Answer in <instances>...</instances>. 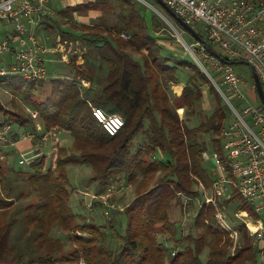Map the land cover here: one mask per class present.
I'll return each mask as SVG.
<instances>
[{"label":"trees","instance_id":"obj_1","mask_svg":"<svg viewBox=\"0 0 264 264\" xmlns=\"http://www.w3.org/2000/svg\"><path fill=\"white\" fill-rule=\"evenodd\" d=\"M101 5L116 12L113 24L75 22L69 29L58 21L51 25L52 32L58 31L63 39L79 40L92 48L95 54H85L88 61L91 59L101 68L106 66L105 74L94 77L74 64L77 76L87 80L89 87L83 88L78 78L29 80L13 73L0 77V85L10 88L14 95L11 108L0 101V128H15L16 141L20 138L19 128L34 134V139L42 140L58 131L73 139L70 148L55 139L50 166L44 154L29 163L19 160V165H9L2 155L16 153L0 148V264H79L81 260L84 264H263L264 251L254 242V236H249L244 223H231L234 220L230 218V223L240 229L241 237L234 244L218 224L215 208L206 205L205 197L194 189L196 181L209 189L216 180L215 169L208 171L204 165V152L212 148L222 159L224 156L220 134L230 116L220 92L196 61L165 53L162 41L173 40V36H149L147 7L139 0H94L60 13L69 23L74 20V12L85 13ZM156 22L153 14L152 26ZM154 31L166 34L155 26ZM124 32L131 35L128 40L122 38ZM130 49L142 55L141 61ZM194 50L203 62L199 49ZM181 82L185 85L182 94L171 98L168 83ZM206 92L213 99L209 113L202 107ZM90 104L108 113H119L124 119L122 129L110 136L96 121ZM181 107L185 109L184 118L177 111ZM31 111H36L37 116L33 117ZM194 117L199 124L191 126L188 120ZM38 125L43 131L40 135ZM5 134L0 138L4 139ZM139 136L144 140L134 144ZM3 142L9 143L7 139ZM69 164L92 168L88 180L98 183V194L123 177L125 182L136 185L135 197L122 210L114 206V193L109 197V207L101 198L92 201L90 210L101 207L113 224L118 215H125L124 234L114 231L121 240L117 250L106 242L107 234L113 235V224L100 225L84 216L83 221L75 222L79 215L69 203ZM185 196L191 200L186 202ZM23 199L27 200L20 203ZM192 203L198 206L191 227L183 234V216ZM233 203L235 218L238 210L257 217L253 205L237 191L222 204L226 213ZM176 208L181 212V226L169 218L170 211ZM249 226L255 228L251 222ZM57 227L67 234L66 241L51 235ZM27 231L29 235H25ZM23 236L24 248L19 243ZM168 242L173 247H167Z\"/></svg>","mask_w":264,"mask_h":264},{"label":"built area","instance_id":"obj_2","mask_svg":"<svg viewBox=\"0 0 264 264\" xmlns=\"http://www.w3.org/2000/svg\"><path fill=\"white\" fill-rule=\"evenodd\" d=\"M163 1L192 28L195 29V23L201 22L204 33L202 37L209 45L211 42L221 48L225 54L220 55L223 59L217 58L198 43L203 56L210 60L218 72L223 73L221 82L218 83L202 63L218 87L231 118L220 134L223 141V159L217 152L214 151L213 154L216 180L209 188L211 194L205 196L204 203L215 208L220 226L237 240L239 229L227 220L228 216L222 204L231 198L234 191L239 192L244 200L253 205L257 217L242 210H238L236 215L244 218L242 221L249 231L253 232L254 242L264 251V102L257 91L255 81L251 86V96L241 90L240 78L232 63L243 61L254 69L264 94V0ZM48 2L49 0H0V22L9 23L13 27V35L0 36V77L13 73L29 80L49 78L44 58L45 48L33 31L43 21ZM144 4L150 7L153 13L161 15L163 12L174 22L157 4L148 0H145ZM121 36L126 40L131 37L126 32ZM181 41L185 42L182 39ZM78 45V42L60 40L58 48L61 50L62 59L68 61V56L79 54V63L83 64V51L76 47ZM196 56L198 57L197 54ZM81 85L87 88L90 83L82 79ZM232 100H237L240 104L246 101L249 103V106L243 109L246 117L233 105ZM90 106L96 121L110 136L116 135L124 126V119L119 113H108L102 107L92 104ZM27 110L30 111L28 108ZM31 114L33 117L37 116L36 111H31ZM203 156L208 157L206 152ZM22 157L20 163L33 161L24 155ZM114 187L113 185L99 194L90 191L79 193L90 198L89 209L92 201L97 198H101L104 205L109 207V197L114 192ZM189 200L191 198L185 196V201ZM188 214L189 211L186 210L183 216L184 225L187 221L190 222ZM250 222L254 224V229L249 226ZM175 253L176 249H173L172 255Z\"/></svg>","mask_w":264,"mask_h":264},{"label":"rangeland","instance_id":"obj_3","mask_svg":"<svg viewBox=\"0 0 264 264\" xmlns=\"http://www.w3.org/2000/svg\"><path fill=\"white\" fill-rule=\"evenodd\" d=\"M148 1L154 3L155 5L157 4L155 2V0H148ZM142 4L145 5L144 3H142ZM93 9L101 11L102 16L95 19V20H92L91 21L92 24L97 25L101 22H104L106 25H111L115 22V20H116V14L115 13L116 12L114 10H112L110 8L106 9V7H104V5H101L99 7L93 8ZM153 14L156 16L157 21H158V23L156 22L154 25L156 27V29H158L159 31L166 32V34H164V35H167L169 37L170 36L174 37L173 40L168 39L169 38L168 37L167 41H164V42L162 41L163 47L165 48L164 49L165 53L166 52L167 53H169V52L174 53L175 55H177V56L179 55V56H181L185 59H188L190 61L191 60L195 61L194 57L188 51L186 45L181 41V39L177 35V32L173 29V27L168 22V20H167L168 17L166 16L167 18L165 19V17L158 14L157 12H154ZM173 24L180 31V33H182L185 41L187 42V44L189 46H191L192 49H196V48L199 49L200 46L196 42L195 38H192V36L189 35L188 32L181 30L179 27L180 25L178 26L177 23L173 22ZM1 25L6 28V32L12 33L13 27L11 26V24L6 23V22H3V23L0 22V29L2 28ZM194 27H195L196 31L198 33H200L201 36H204L203 24L201 22L195 23ZM37 33H38L37 34L38 37L43 38V36H45V31L43 32V30H39ZM210 45L213 47L214 51H216L219 55H222V56L225 55L221 48L217 47L215 44H213L211 42H210ZM129 52H131L133 55H136V57L141 61L142 55L138 51L130 49ZM199 53L203 58L202 63L204 64V66L206 65L205 67L214 74V76L219 80V82H221V79L223 77V73L218 72L214 68V66L210 62V60H208L207 58H205L203 56V53L201 52V50H199ZM233 65L235 66V69H236L238 76L240 78L239 84H240L241 90L243 92H245L246 94H249V96H251L253 94V92H250V90H251L252 84L254 83V77H253L252 69L249 66L245 65L244 63H234ZM48 79H50V78H48ZM171 95L173 96V94H171ZM13 96H14L13 92L10 88L0 85V99H1L0 101H2V103L6 107H8V108L12 107L11 99ZM232 101H233V105H235L237 107V109L243 114V116L246 117V115L243 113V109L249 103L246 101V102L240 104L237 100H232ZM250 103H252V102L250 101ZM212 104H213V99L206 92L204 94V98L202 99L203 110L206 113H209L211 111L210 109L212 108ZM20 105L22 106V103H20ZM228 109H229V106H228ZM184 117H185V115H184ZM230 120H231V118H229L228 122H230ZM248 122H250V121H248ZM198 123H199V121L197 118H196V120L194 119L191 122L192 125H195ZM39 127H41V126H39ZM19 131L26 132V129L25 128H19ZM39 133L42 134L43 131H40ZM55 135L57 136V140L60 141V145L67 147V148H70L72 146L73 139H71L72 137L69 136L68 133H66L64 131H58L55 133ZM55 139H56L55 136H48L47 140L45 142H42V144L39 145V148H37V150L35 152H32L31 154L29 153L28 155H24V157H27L31 160H34L39 154H44L47 156V166H50L51 161H52V157L54 154V149H55L54 148L55 147ZM143 140H144V137L139 136L134 141V144L137 141L141 142ZM206 154L208 157H206V156L204 157V165L208 169V171L214 170L216 168L215 160L213 158L214 150L212 148H209L206 151ZM22 158L23 157H21V159ZM19 159H20V156L16 154L14 157V164L19 165ZM22 167H25V166H22ZM66 169H67V175H68V177L70 179V183L72 185L69 203H70V206L73 208L74 213L79 215V216H76L75 222L83 221V220H81V217L84 216V217H86V219L89 217L91 221H94L97 224L110 227L113 223L109 222V219L103 214L102 208L99 206H94L93 211H91L87 207V203L89 202L90 198L86 197L82 193H79V191H85L86 192L89 190H90V192H93V193L98 192L99 186L95 182L90 183L88 180L92 177V168L90 166H87L84 164H71V165L69 164V165H67ZM201 184L202 183H199L198 181H196L195 187H194L195 191L202 193L203 197L210 196V194H211L210 189L206 188L204 186V184H202V185ZM135 189H136V187L133 185V186H131V188L125 187L123 190L121 189V191L114 190L113 193L115 195L113 194V202H117L121 206L126 205L136 195L134 192ZM26 200L27 199H23L20 201V203H23ZM195 202H197V200ZM196 205H197V203L196 204L192 203L190 208L188 209V211L189 210L190 211H189V214L187 217H188V220L190 222L187 221V224L182 226L183 234H186L188 232L187 230H189V228L191 227L188 225H190V223L192 222V216L196 212ZM235 208H236V203H233L232 206H230V208L228 210V213H227L228 219L227 220L229 222H231L230 218H233L234 221H232L231 223H236V221L242 223V220H240L237 215H236L237 219L233 216V212H234ZM215 216H216V214H215ZM8 218H10V217L8 216ZM169 218L173 219L174 221H179V226H181V224H180L181 212L179 209H177V208L172 209L170 211V217ZM126 222H127V219H126L124 214L118 215V217L116 219V224H113V226H114V230H112L113 235L107 234V236H106V242H107V244L110 245V248H112L113 250H115V249L117 250L119 248V245L121 244L120 238L116 234H114V231H117L119 235H123L125 232V229H126ZM246 228H247V226H246ZM15 232H16V229H15ZM29 234H30L29 231H27V233H25V235H29ZM51 235L54 237H58L61 240H65V241L67 240V236H66L67 234L60 227L53 228L51 231ZM19 238H20L19 243L24 248L23 242H24L25 236L19 237ZM162 239L163 238L160 237V240H162ZM233 241H234V244L237 243V241L235 239H233ZM170 246L173 247L172 243L168 242L167 247H170ZM205 257H206V251L203 252L201 258L203 260H205L206 259ZM81 262H83V260H81ZM79 264H80V262H79Z\"/></svg>","mask_w":264,"mask_h":264},{"label":"crops","instance_id":"obj_4","mask_svg":"<svg viewBox=\"0 0 264 264\" xmlns=\"http://www.w3.org/2000/svg\"><path fill=\"white\" fill-rule=\"evenodd\" d=\"M86 2H94V0H49V2L47 3V7H46V14L43 18L44 22L41 26L39 25L37 28H35L34 31V35L38 38V40L40 41V44L45 48L44 51V58L46 59V65H47V69H48V73H49V78L50 79H54V78H78L80 79V81L82 80L80 78V76H77V72L76 69L74 68V64L75 66H80L83 67L85 70H88L92 76H96L97 74H105L107 72V68L106 66H103L102 68L99 66L98 63L93 62L91 59H86L85 54L89 53H93L95 54L94 50L92 48H87L82 41L79 40H68V39H63L62 36L60 35V33L58 31L52 32V26L54 25L52 23V21H58V23L60 24V26H62L65 29H69L70 24L72 23H77V24H92L91 21L95 20L99 17L102 16L101 11L99 10H95V9H90L85 13H77L74 12L73 13V19L74 20H69V23L66 21L65 18H63L61 16V11L64 10L67 7H72L75 5L82 4V3H86ZM41 22V23H42ZM40 23V24H41ZM52 25V26H51ZM2 26V25H1ZM3 28V29H2ZM2 28L0 29V36L4 37V36H8L11 35L13 33H8L6 32V28L4 26H2ZM39 30H43V32L45 31V36H43V38L38 37V31ZM13 35V34H12ZM60 40H68L71 41L72 43L74 42H78L79 45L76 46L78 47L81 51H83V64H80V59H79V54H72L69 57L68 61H64L62 59V53L61 50L58 48V44ZM134 58L138 59L136 57V55H133ZM72 57H75L74 62L72 60ZM139 60V59H138ZM49 79V80H50ZM181 87L180 90H178L176 87ZM185 85L183 82L178 83V84H174V83H168L167 88H168V94L170 95L171 98L174 97H178L182 94L183 89H184ZM173 94V96L171 95ZM180 110H182V112H180ZM178 113L180 115L181 118L184 117L185 115V109L184 108H179ZM183 115V116H182ZM186 117V116H185ZM196 120V117H194L193 119L190 118L188 120V123L191 126H196L198 124L192 125L191 122L193 120ZM40 125H38V135H40V131L41 128L39 127ZM0 132L2 133H6L4 135V139H7L9 143L3 142L4 139L0 138V148L5 151V150H9L10 152H15L17 155L21 157L22 155H28L29 153L31 154L32 152L36 151L37 148H39V145L42 144V142H45L48 138V135L45 136L44 139L40 140V139H34L35 135L30 133H25L22 131H18L20 138L16 141V138L14 139L15 136H17V134H15V132H17V130H15V128L9 127V128H0ZM56 132H53L52 134H50L51 136H55L56 137V141L57 140V136L55 135ZM2 135V134H1ZM0 135V137H1ZM8 135V136H7ZM9 137V138H8ZM60 143V141H58ZM6 152V151H5ZM15 154V155H16ZM10 156V157H6L4 155H2V158H4V161L9 164V165H15L14 164V157ZM158 157H163L162 154H158ZM86 165V164H85ZM125 178L123 177L121 181L117 182L114 186L116 187L115 190L121 191V189L123 190L125 187H130L133 186L134 184H130L125 182ZM125 183H124V182ZM97 185L98 183L95 182ZM136 187V185H134ZM90 191V190H89ZM115 195V194H114ZM135 197V196H134ZM133 197V198H134ZM132 198V199H133ZM128 204V203H127ZM114 206H118V208H122L125 206H121L119 205L117 202L114 203ZM115 209V208H114ZM116 210V209H115ZM243 212H247L242 210ZM240 220H244V218L242 217H238ZM91 221V220H90ZM192 223V222H191ZM190 225L188 226H191ZM243 223V221H242ZM245 225V224H244ZM235 226V225H234ZM239 229L238 226H235ZM248 230L249 236H251L253 238V232L251 233ZM240 229H239V236L237 238V240L240 239ZM236 240V241H237ZM255 241V240H254ZM263 261H264V255L262 257ZM264 264V262H263Z\"/></svg>","mask_w":264,"mask_h":264},{"label":"water","instance_id":"obj_5","mask_svg":"<svg viewBox=\"0 0 264 264\" xmlns=\"http://www.w3.org/2000/svg\"><path fill=\"white\" fill-rule=\"evenodd\" d=\"M141 2L145 3V0H139ZM155 2L157 3V5H159L164 12H166L176 23L177 25H180L182 28H184L189 35L192 36V38H195L199 44H201L205 50L210 53L211 55L223 59L216 51H214V49L209 45V43L194 29L190 26V24H186V22L179 17L176 12H174L163 0H155ZM147 9L145 11V20L147 22V30H148V34L151 38L154 39H167L169 36L164 35V34H160L154 31V26L153 25V11L150 7H148L146 5ZM188 51L191 53V55L194 57L195 61L197 62V64L200 66L201 70L207 75L208 79H210V81L213 83V85L217 88V90L219 91L218 87L215 85L214 81L212 80L209 72L207 71V69L203 66L202 62L199 60V58L196 56V54L193 52L192 48L186 44V42H184ZM234 63V62H232ZM235 63H245L243 61H238ZM246 64V63H245ZM253 72V77H254V81L256 82V86H257V91L260 94L263 102H264V94H263V90L259 81V77L257 72L252 69Z\"/></svg>","mask_w":264,"mask_h":264},{"label":"bare ground","instance_id":"obj_6","mask_svg":"<svg viewBox=\"0 0 264 264\" xmlns=\"http://www.w3.org/2000/svg\"><path fill=\"white\" fill-rule=\"evenodd\" d=\"M155 8H156V7H155ZM156 9H157V8H156ZM157 10H158V9H157ZM161 15H162L163 17H165V19L167 18L166 15H165L163 12H161ZM167 20H168V22L170 23V25L173 27V29L177 32V34L179 35V37H180L182 40L185 41V39H184L182 33H180V31L176 28V26H174L173 22L170 21L168 18H167ZM185 42H186V41H185ZM186 43H187V42H186ZM187 45H188V44H187Z\"/></svg>","mask_w":264,"mask_h":264}]
</instances>
